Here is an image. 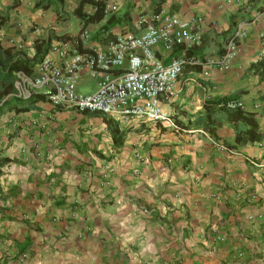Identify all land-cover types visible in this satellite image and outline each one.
I'll return each instance as SVG.
<instances>
[{
	"label": "crops",
	"instance_id": "obj_1",
	"mask_svg": "<svg viewBox=\"0 0 264 264\" xmlns=\"http://www.w3.org/2000/svg\"><path fill=\"white\" fill-rule=\"evenodd\" d=\"M77 1L0 0V48L31 59L81 29L104 47L152 12L200 19L201 43L185 54L154 48L164 63L221 54L240 22L245 34L227 70L184 66L162 103L171 124L1 91L0 264H264V77L252 67L264 55V0H101L115 11L69 27ZM91 79L83 67L77 91ZM231 99L247 122L227 118ZM251 126L256 139L243 133Z\"/></svg>",
	"mask_w": 264,
	"mask_h": 264
},
{
	"label": "built area",
	"instance_id": "obj_2",
	"mask_svg": "<svg viewBox=\"0 0 264 264\" xmlns=\"http://www.w3.org/2000/svg\"><path fill=\"white\" fill-rule=\"evenodd\" d=\"M103 3L105 15L115 11L116 5ZM197 20L200 19L187 20L160 12L141 13L132 22L138 33L117 34L108 39L104 47L89 43V31L81 29L74 40L54 41L50 53L36 63L34 75L15 72V94L27 99L31 92L38 91L54 107L107 114L122 122L145 119L171 124L162 103L176 95L178 77L184 66H203L204 77L209 76L211 67L227 70L238 51V40L245 34V24L238 23L223 52L203 60L184 55L164 63L157 58L154 48L158 44H162L165 51L180 47L183 54L199 45L202 34ZM83 67L97 78L96 88L91 93L77 91ZM225 105L243 108L237 100L226 101Z\"/></svg>",
	"mask_w": 264,
	"mask_h": 264
},
{
	"label": "trees",
	"instance_id": "obj_3",
	"mask_svg": "<svg viewBox=\"0 0 264 264\" xmlns=\"http://www.w3.org/2000/svg\"><path fill=\"white\" fill-rule=\"evenodd\" d=\"M34 7L42 10H47L52 6H62L63 0H30ZM14 4H16L14 0ZM90 4L93 6L94 10L92 12H87L85 6ZM104 3L101 0H78L76 6V14L78 19L84 24L89 23H98L105 16L103 11ZM62 13L58 14V17H61ZM50 46V43L47 42L45 44V48ZM46 51L43 52L38 50L35 52V55L28 59V57L19 50H15L14 48L2 49L0 48V92L3 91V94H11L15 92L14 81H15V72L23 71L26 74H31L32 64L37 63L44 55ZM39 60H38V58ZM31 62V63H30ZM252 67L256 71L259 70L260 76L264 77V55L257 60ZM38 96L42 97L40 94H36L34 92L30 93V96L27 98L29 100L35 99ZM235 100L236 99H231ZM243 105V104H242ZM225 109L228 111V119L232 122H247L249 116L244 112L243 108L238 105L234 108H229L225 106ZM249 123V122H248ZM253 127L250 129H246L243 133H248L249 139H256L258 136L254 135Z\"/></svg>",
	"mask_w": 264,
	"mask_h": 264
},
{
	"label": "rangeland",
	"instance_id": "obj_4",
	"mask_svg": "<svg viewBox=\"0 0 264 264\" xmlns=\"http://www.w3.org/2000/svg\"><path fill=\"white\" fill-rule=\"evenodd\" d=\"M67 11H68L67 15H68V18H69V27H75L76 15H77L76 11H73L72 9L71 10H67ZM96 82H97V78L91 79L90 81H88L84 85L79 84V89H80L81 93H89V92L94 91L95 88H96V85H97Z\"/></svg>",
	"mask_w": 264,
	"mask_h": 264
},
{
	"label": "clouds",
	"instance_id": "obj_5",
	"mask_svg": "<svg viewBox=\"0 0 264 264\" xmlns=\"http://www.w3.org/2000/svg\"><path fill=\"white\" fill-rule=\"evenodd\" d=\"M93 92V91H92ZM92 113V112H91Z\"/></svg>",
	"mask_w": 264,
	"mask_h": 264
},
{
	"label": "bare ground",
	"instance_id": "obj_6",
	"mask_svg": "<svg viewBox=\"0 0 264 264\" xmlns=\"http://www.w3.org/2000/svg\"><path fill=\"white\" fill-rule=\"evenodd\" d=\"M16 96V95H15Z\"/></svg>",
	"mask_w": 264,
	"mask_h": 264
}]
</instances>
